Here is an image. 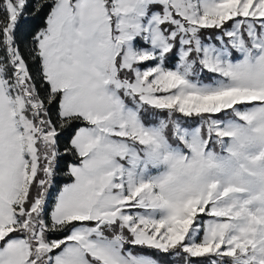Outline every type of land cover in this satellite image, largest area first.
I'll return each instance as SVG.
<instances>
[{
	"label": "snow or ice",
	"instance_id": "6c2138e0",
	"mask_svg": "<svg viewBox=\"0 0 264 264\" xmlns=\"http://www.w3.org/2000/svg\"><path fill=\"white\" fill-rule=\"evenodd\" d=\"M0 264H264V0H0Z\"/></svg>",
	"mask_w": 264,
	"mask_h": 264
}]
</instances>
